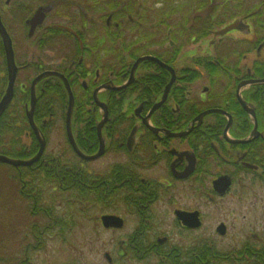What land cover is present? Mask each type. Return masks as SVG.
Wrapping results in <instances>:
<instances>
[{"label": "flooded vegetation", "instance_id": "obj_1", "mask_svg": "<svg viewBox=\"0 0 264 264\" xmlns=\"http://www.w3.org/2000/svg\"><path fill=\"white\" fill-rule=\"evenodd\" d=\"M121 1L123 4L118 13L106 11L105 0H100L97 8L95 0H71L73 9L63 6L54 13L51 5L36 4V0H5L3 6L0 4V23L10 40L16 67L12 101L0 117V145L19 154V157H9L14 160L28 161L37 155L40 145L27 112L32 82L45 73L59 74L66 79L74 108L78 102L91 99L88 102L93 108L92 113L101 110L94 101V93L99 88L97 98L106 105L108 114L114 110L116 101L115 105L127 95L138 96L136 107L129 110L134 121L130 128L125 118L116 121L114 117L112 122L108 120L103 125L104 151L99 158L85 161L71 150L72 184L77 191L86 190L89 213H98L91 218L92 224L97 223L107 233L123 232L120 237L123 249L119 253L122 264H264V211L258 219L252 216L264 200V83L248 84L250 81H264V61L253 63L243 74H240L238 62L228 64L229 60L220 59L215 61L216 65H205L216 72L214 75L207 73L208 88L201 94L204 99L200 97L199 103L190 98V90L177 87L179 82L191 85L197 78L189 79L193 76L185 75V71L181 75L176 72L172 64L176 49L158 48L160 52L150 53L147 48H138V43L147 44L155 40V36L141 31L142 10L130 13V5L127 6L126 0ZM174 1H180L178 8L184 7L186 11L177 13L176 7L158 11L161 15L166 13V18L178 15L181 28H185L180 33L175 31L172 41L177 39L176 36H182L190 43L201 41L200 31L203 29H194L200 28L205 21L194 19L192 15L197 10L193 2L201 1ZM187 1H193L192 9L188 11L190 5ZM46 8L49 9L38 13ZM248 17L241 20L248 26L247 30L254 31L253 20ZM100 18L104 21L103 25L99 23L98 30L93 19L99 21ZM102 26L105 27L103 33L96 37ZM112 28L116 31L114 34ZM128 31L137 42L127 46L120 44L118 51H123L122 56V52L118 53L112 45L117 40L116 34L123 38L122 34ZM195 33L199 36L194 37ZM101 45L104 46L96 52ZM33 46L36 53L31 54L29 50ZM152 46L158 47L156 44ZM143 57L160 60L172 68L175 75L165 101L151 113L146 123L144 119L161 101L171 75L157 64L146 61L138 65L131 77L135 62ZM128 58L132 61L129 67L125 63L129 62ZM148 64L159 72L147 73L146 80H143L138 71ZM30 71L32 77L20 83ZM108 84L127 87L119 91L102 89ZM7 87L6 54L0 35V101ZM34 93L32 121L45 141V150L33 165L11 167L22 168L24 173H39L45 178L53 168L50 163L59 164L64 160V155L48 159L45 153L49 134L58 122L54 114L62 109L61 98L49 95H65V114L68 95L63 82L55 75L38 82ZM46 99L52 102L46 108L48 121L47 117L40 118L39 115ZM209 111L215 112L196 121ZM82 123L85 127L77 132V138L71 125L74 141L83 154L95 156L101 145L98 125L95 122H88L87 126L85 121ZM135 126L138 127L137 142L130 152L127 142ZM4 130H8L7 134ZM26 133L30 136L31 148L21 146ZM79 141L87 150L78 146ZM84 176L85 181L81 180ZM33 200L32 209L39 207L40 211L41 204H37L36 195ZM118 208L122 213H118ZM206 210H211L215 216L211 213L207 216ZM104 216L119 218L122 226L105 228L101 220ZM127 216L133 221L130 229L127 228ZM95 232L96 229L92 234ZM227 240L236 242L234 248L224 244ZM105 259L108 264L113 263L108 253H105Z\"/></svg>", "mask_w": 264, "mask_h": 264}, {"label": "rangeland", "instance_id": "obj_2", "mask_svg": "<svg viewBox=\"0 0 264 264\" xmlns=\"http://www.w3.org/2000/svg\"><path fill=\"white\" fill-rule=\"evenodd\" d=\"M36 1V4L43 2L44 5H51V7H53V13L58 8H62L63 6H66L67 8L71 6L72 9L74 8V3L71 2V0ZM106 1L115 3L117 0ZM200 1L201 2H193V6L197 9L192 13V15H194L193 18H198L201 21H209L211 23L210 30L208 31V35L206 37H201V41L197 40L192 41L191 43L187 40L184 41V39L181 38L182 36H176L178 41H172L174 32H183L185 28H181L180 18L178 15L166 18V13H162V15H160V12L158 13L159 10L163 9L158 0H139V2H137L138 5L136 10L132 12L137 13L139 10H142L141 13H144V19L142 22L143 26H141L140 29L144 32V34H152L155 36V40H150L147 44L143 45L142 43H138V48H147L150 53L160 52L158 48L169 51L176 49V54L174 56L175 61L172 63L176 68V72L181 75V72L185 71L184 74H187V76L193 75V73L198 74L195 83H192L191 85H184V83L179 82L177 83V87H182L187 89V91L190 90V98L195 99L199 103L200 97L204 99V96L201 94H203L205 89L208 88L206 76L207 72L209 73L210 70L209 67H206L205 65H209L211 63L216 65L220 59L223 61L229 60L227 62L228 64L231 62H238L237 65L240 70V74H243L251 68L253 63H261L264 61V33H262L263 30H260V26L255 28V32L253 30L232 31L221 38L213 35V32L219 31L232 22L240 20L244 17L249 16L248 18L253 20L251 18V16H253L256 18V21L258 19L264 21V15L261 17L259 15V13H261L259 12L260 8L249 15H243L244 13H242V10L236 8L237 0ZM249 1L250 3L246 6V8H248L247 10L252 9L257 4L255 0H246V2ZM4 2L5 0H0L1 6H3ZM144 2L147 3L144 4ZM33 4L34 3L31 2V6H33ZM122 4L123 2L119 0L117 8L120 9ZM188 5H190L192 9V3L189 2ZM143 7L145 8L143 9ZM200 7L201 10H198ZM115 11H117V9L110 12L114 13ZM82 14L84 15V13ZM103 21L104 18H100L99 21L93 19L96 29L99 30L101 27L99 23L102 22L103 25ZM157 23H160V25ZM247 23H249V21ZM175 26L180 27L177 29ZM261 27H264V25H261ZM104 29L105 27L102 26V30L98 35H96V37L102 34ZM114 32L116 31L112 28L111 33L114 34ZM116 35L117 40L112 46L117 51L122 43L127 46L130 43L134 44L137 42L136 37L130 36L129 31L122 34L123 38H120L119 33ZM154 44L158 47L152 46ZM96 45L98 44H95V46ZM102 46L104 45H101L96 52H99ZM133 51H137V49H134ZM29 52L31 54L36 53L34 46L31 47ZM121 52L123 56V51ZM121 52L118 51V53ZM127 60H129V58ZM49 62L50 60L47 59V65H49ZM125 63L129 67L132 61L129 60V62ZM138 72L139 75L142 74V79L146 80L147 73H149L148 75H151V73L154 74L159 71L156 67L148 64L147 66L144 65ZM31 73L32 72L30 71L27 77L21 78L20 83H25L28 78L32 77ZM87 84L90 85V82H87ZM142 84L144 83L142 82ZM103 98L105 99V97ZM137 98L138 96L134 97L133 95H127L120 102V104L118 103L115 105L117 103L116 101L113 105L114 110L109 112L107 116V122L108 120L112 122L114 117L116 118V121H123L125 118L128 119L126 124L130 128L134 121L132 120L133 118L130 114L132 112L129 113V110H134L137 105ZM87 103L88 102H85V104L81 107L83 115L84 113H92L91 110L93 108L89 103ZM75 108L72 112L71 125L73 127L74 135L77 138V132L85 127V124H81V122L85 119L84 121L87 126L88 121L87 117H82L81 119L78 118L76 116L77 112L75 111ZM92 115L95 116L94 124L98 125L101 122L103 113L101 110H97L95 113H92ZM58 119V122L52 127L49 134V140H47L46 143L45 153L48 159H51L54 156L58 159V155H64V160L62 159L61 162L63 161L64 166H68L69 164L66 163L65 160L70 159L71 155L70 147L67 144V139L65 138V121H61L60 116ZM208 120L211 121L212 119H207V121ZM94 133L96 134V131ZM80 135H82V133H80ZM29 137L30 136L27 133L22 137L21 146H25L26 148L32 147V142ZM82 147L87 150L84 145H82ZM50 165L54 168L57 166V162H52ZM7 169L0 166V264H21L23 260H26L27 264H108L105 261V253L109 254L111 261L113 262L112 264H122L119 255L123 249V247L120 246V237L123 234L122 231L118 233H115L114 231L110 233L102 231V229L98 227L97 223H94L93 225L91 222V218L96 216L98 213L95 211L93 214L91 212L88 214L87 210V216L85 218L76 219L75 228L64 235L61 234L58 230H54L53 225H48V221L45 217L42 216L44 219H41L39 218V215L32 216L30 214V211L32 210L30 202L27 203L24 200L14 202L13 200H10L9 193L13 181L11 175H9L10 172H8ZM18 189L19 187H17V190ZM56 210L61 213L60 215L62 217L64 212L63 210L61 211V207ZM262 211H264V200L259 203L252 216L258 219L261 217ZM162 212H164V210H162ZM206 212L208 213V216L209 213H211V210H206ZM118 213H122V210L119 208ZM211 214L215 216L213 212ZM127 217V228L130 229L133 221L131 220V216ZM95 229V234H92ZM227 241H225L224 244H226L228 248H234L233 246H235L236 242L231 243L230 241ZM227 243H229V245Z\"/></svg>", "mask_w": 264, "mask_h": 264}, {"label": "trees", "instance_id": "obj_3", "mask_svg": "<svg viewBox=\"0 0 264 264\" xmlns=\"http://www.w3.org/2000/svg\"><path fill=\"white\" fill-rule=\"evenodd\" d=\"M255 1L257 4L252 8L253 10L252 9L247 10L248 8H246V6H248L250 1L246 2V0H237L236 8L239 10H242V13H244L243 15H249L255 12V10H258L260 8L259 12L261 13H259V15L261 17L264 15V11H263L264 0H255ZM147 2H144V4ZM189 2L192 3L193 1H187V4H189ZM159 3L162 5L164 10L169 11L171 9H174V7H176L175 12L177 11V13L180 10L186 11L184 7L178 8V6L180 5V1H174L173 3L172 0H159ZM185 3L186 2H184L183 4ZM99 4H100V0H95L96 8H97V5ZM117 4H119V0H117L115 3L108 2L105 0L104 9L108 12L117 9V13H118L120 12V10L117 8ZM128 5H130L128 12L132 13L137 8L138 3L135 0H128L127 6ZM144 8L145 7H143V9ZM101 9L103 8L101 7ZM190 9L191 7L188 8L187 11ZM252 19H253L252 22L254 26V32H255V28L257 26L258 27L260 26L259 27L260 30H263L262 33H264V27H261V25L262 26L264 25V21H261L260 19L256 21V18L254 17H252ZM188 24L189 23H187V25ZM210 24L211 23L206 20L205 22L201 24L200 28H197L194 30L200 31L203 29L202 30L203 33L205 31L206 32L203 34L202 31H200L202 34L200 36L206 37L208 35V31L210 30ZM197 36H199V34L195 33L194 37H197ZM175 41H178V40L175 39ZM132 57H135V56H132ZM159 57L160 59H164L163 56H159ZM209 70H210L209 73L211 75H214V73L216 72L214 71L215 69H213L211 66H209ZM197 75H198L197 73H193V75H191L193 77H190L189 79L194 78V77L197 78L198 77ZM212 83L214 84L213 81ZM49 96L51 97L55 96L54 98L56 99L61 98L62 109L58 114H54V115L57 117V119L60 116L61 121H63L65 117V107H66L65 106L66 105L65 95L63 93L61 95L60 93H55V94L52 93ZM89 100L91 101V99L87 98L86 100L84 99L78 102L76 106L77 110L75 111L77 112L76 116L78 118L81 119L82 117H87V121L92 123L94 122L95 116L92 115V113H84L83 115L82 109H81L82 105L85 104V102H88ZM50 104H52L50 100L48 99L44 100V102L42 103V108L40 109V113H39L40 118L49 116V113H47L48 111L46 110V108H48ZM3 132L7 134L8 130H4ZM82 145L83 144H81V142L79 141L78 146L84 149ZM0 154L7 156V157H19L18 153L8 151L5 145H0ZM70 155H71V159H68L65 161L66 163L69 164L68 166H64L63 162L59 163V165L57 164L58 167L52 168L51 170H49L46 173L45 178H42L39 173L35 174L31 171L24 173L22 168L14 169L13 167L9 165H4V164L0 165L6 169L8 168L7 170L8 172H10L9 175H11L12 177L13 184H12V187H10V193H9L10 200H13L14 202L24 200L27 203L30 202V204L32 205V203L34 202L33 195H36L37 204H41L40 205L41 210L39 212V207L38 209H35V210L32 209L30 211V214L32 216L39 215V218L41 219H44L42 218V216L45 217L46 220L48 221V225L50 226L53 225L54 230H58L63 235L69 232L70 230H72L73 228H75L77 218H85L87 216V210L89 214V209L87 207L88 194L86 190L81 189L80 191H77L72 184L74 181V177L71 172V170H73L72 168L73 167V163H72L73 153L71 149H70ZM56 173H59V175H57ZM85 179H86L85 176L81 178V180L83 181H85ZM17 187H19L18 190H17ZM11 192H12V195H11ZM59 207H61V211L63 210L64 212L62 217L60 215L61 213L56 210ZM21 264H27L26 260H23Z\"/></svg>", "mask_w": 264, "mask_h": 264}, {"label": "water", "instance_id": "obj_4", "mask_svg": "<svg viewBox=\"0 0 264 264\" xmlns=\"http://www.w3.org/2000/svg\"><path fill=\"white\" fill-rule=\"evenodd\" d=\"M48 9L49 8L40 9L38 11V13H43V11H47ZM35 19L40 21V18H38V17H36ZM247 28L248 27L244 25L243 21L239 20V21H236V22L232 23L231 25L225 27L224 29L214 33V36L215 37L224 36L230 31H233V30L243 31V30H245ZM0 35H1V38H2V41H3L4 50H5V54H6L7 78H8V87H7L6 91H5V95L3 96L2 100L0 101V117H1L3 112L7 109L8 105L12 101L14 82H15V78H16V67H15V64H14V57H13V51H12V48H11L10 40H9L4 28L2 27L1 23H0ZM146 61L153 62V63L157 64L159 67L163 68L164 70H167L170 73V75H171V80H170L169 84L167 85V87L164 90V93H163V96L161 98V101L154 106V108L152 109L150 114L144 119V123L149 121L151 113L156 111L161 106V104L165 101L166 96L168 94V91H169V89L171 88V86L173 85V83L175 81V75H174L173 69L168 67V66H166L165 64H163L160 60H158L156 58H152V57H143V58L138 59L135 62L134 66H133L131 77H133V74H134L136 68L138 67V65L140 63L146 62ZM51 75L57 76L63 82L64 88L66 89V92H67V95H68V110H67L66 119H65V129H66L67 140H68V143H69L72 151L80 159L85 160V161L96 160L97 158H99L103 154V151H104L103 142H104V140L102 138L101 131H102L103 125L107 122L108 110H107L106 105L101 103L98 100V98H97L98 90H100L101 88L96 90L95 93H94L95 104L101 109V111L103 113L101 122L97 126L98 138L100 140L101 145H100V150L98 151V153L95 156L89 157V156L83 154L78 149V147H77V145H76V143L74 141L73 135H72L71 119H72L74 100H73V96H72V93H71V91L69 89V86H68V83H67L66 79L62 75H59V74L45 73L44 75H41V76L37 77L32 82V87H31L32 94H31L30 109L27 112V116H28V118H29V120L31 122L30 124H31V126L33 128V131H34L35 135L38 138V141H39V145H40L39 146V151H38L37 155L34 158H32L31 160H28V161L14 160V159H11V158H9L7 156L0 155V164L9 165V166H13V167H19V166H21V167H29V166L33 165L35 162H37L39 160V158L41 157V155L43 154V152L45 150V141L43 139H41L40 134H39L38 130H36V127L34 126L33 121H32V114H33V109H34L35 101H36L35 93H34V87L42 79H44V78H46L48 76H51ZM261 83H264V81H250V82H248V84H250V85H258V84H261ZM126 87H127V85H123V86H120V87H114L112 84H108V85H104L102 87V89H109L110 88V89H113L115 91H119V90H122V89H124ZM214 112L215 111L206 112V113L200 115L196 119V121L197 120L200 121L205 115H208V114H211V113H214ZM136 114L138 115V112H136ZM137 129H138V127L135 126L132 129V131H131V133H130V135L128 137L127 146H128V151H130V152L132 151L133 147L135 146V144L137 142V137H136ZM176 136H179V135H176ZM101 220H102V224H103V226L105 228H120L122 226L121 220L119 218H117V217H114V216H104V217H102Z\"/></svg>", "mask_w": 264, "mask_h": 264}]
</instances>
